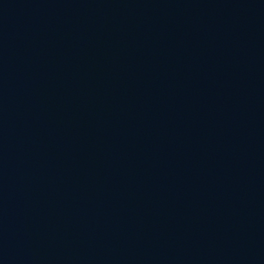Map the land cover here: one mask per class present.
<instances>
[{"label": "water", "instance_id": "1", "mask_svg": "<svg viewBox=\"0 0 264 264\" xmlns=\"http://www.w3.org/2000/svg\"><path fill=\"white\" fill-rule=\"evenodd\" d=\"M0 264H264V0H0Z\"/></svg>", "mask_w": 264, "mask_h": 264}]
</instances>
